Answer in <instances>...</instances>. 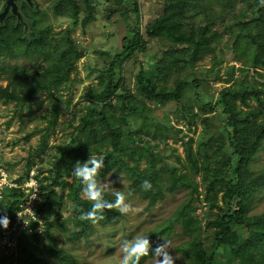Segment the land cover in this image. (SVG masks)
<instances>
[{"label":"rangeland","instance_id":"rangeland-1","mask_svg":"<svg viewBox=\"0 0 264 264\" xmlns=\"http://www.w3.org/2000/svg\"><path fill=\"white\" fill-rule=\"evenodd\" d=\"M59 1L47 0L46 15L43 18L26 20L28 23H24L25 28L23 27L21 33L29 37L32 31L45 34L50 28L51 37L58 39L64 31L70 30L77 51L82 53V57L74 63L73 69L59 88L52 89V95L45 91L39 92L29 103H4L0 100V165L7 169L12 178L25 176L29 161L34 162L32 168L36 171L38 168L44 170V177L49 175L50 168L59 160V147L71 142L76 135L80 119L87 112L88 103L84 96L88 88L97 87L102 71L111 58L121 52L123 39L130 37L127 23L131 26L137 25L148 42L146 52L128 59L122 65L120 72L122 87L132 94H136L134 84L140 66L151 67L170 47L166 40H150L145 34L146 26L160 15L165 0H122L121 5L106 0H91L94 19L85 26L77 25L74 28L70 20L53 14L52 9ZM75 1L77 4L84 3V0ZM133 2L136 3L137 13L132 12L135 8ZM226 2L209 1L210 10L214 14L211 18L213 29L219 32L221 42L215 47V55L206 56L195 64L193 70L185 71L189 80L195 79L200 84L199 89L186 92L187 105L195 106L196 97L202 103H214L218 93L236 81L248 82L257 90L264 89V70L252 67L253 49L250 42L241 39L237 49L233 48L235 36L238 32L241 33L240 28L238 30L234 27V22L240 19L248 21L250 12H246L248 9L240 0L230 1L233 7L229 6L230 2L227 4ZM125 11H128L127 21L124 17ZM221 17L225 19L222 20ZM17 22L18 20L15 21L16 26ZM29 25L34 26L33 30H30ZM28 28L30 32L26 33ZM229 28L232 30L229 31ZM63 50L62 47L57 48L54 63L53 58L45 55L20 56L14 53L12 56H1L0 66L26 67L31 71L35 69L40 74L44 68L52 66V75L59 79L64 77ZM214 58L218 61L216 65ZM255 71L259 72V75L254 74ZM6 85L7 82L0 79V87ZM249 103L256 108L255 101L250 100ZM146 106L145 113L129 115L126 127L127 130H131L134 138H138L140 145L149 148L152 153V158L149 154L141 155L137 168L146 175L157 174L159 184L160 176L165 178L169 174H175L177 180L161 182V197L155 199L154 205L148 206L150 198L142 192V183L137 188L133 187V180L125 172L119 171L115 175L111 171L100 181L109 183L105 184L104 192L113 200L114 191H123L126 195L125 202L129 205L128 211L120 213L115 221L104 227L98 223L93 224L92 230L86 236L80 237L74 236L75 229L72 223L75 209L72 201L73 189H55L62 198L57 225L48 235L44 234L36 240L32 238L23 240L26 250L24 255L20 254V264H63L51 253L41 249L49 246L69 255L74 260L69 264H120L122 241L138 233L148 234L149 239H154L153 249L164 239L168 240L169 251L176 257L175 264H186L185 251L189 238L183 231L179 214L188 205L195 210L193 216L200 222L202 228L201 245L206 251L210 249L214 229L207 228L205 223L214 220L219 214L217 207L213 209L209 207L211 204L220 206L218 200L221 194H218L215 200L212 198L209 202L205 200L207 181L202 172V164L211 158L223 139L226 141L225 152L226 150L230 152L226 139L228 131L226 116L220 108L214 111L208 109L200 111L194 107L196 116L188 110L186 120L180 114H176L177 105L174 103L160 105L146 102ZM54 111L56 114L53 118ZM259 120L264 122V116ZM104 131L103 128L100 129L101 134ZM43 140L46 141V146L43 145ZM186 146L191 150L190 157H187ZM125 162L132 166L133 159L127 156ZM192 166L198 168V173L194 174ZM249 172L252 175L264 174V140L250 162ZM187 177L196 186L197 192L194 191L193 185L187 182ZM65 179L70 184L75 181L72 172L69 177L65 176ZM113 181L115 183H111ZM171 183L173 185H170ZM79 199L91 203L83 195L82 190L79 192ZM89 206L83 203L80 209L84 211L90 208ZM259 215H264V187L253 194L249 204L248 216ZM250 244V239L242 241L245 247H249ZM223 254L224 251L220 250V255ZM142 258L140 264H156L152 252ZM237 258L238 255L234 261Z\"/></svg>","mask_w":264,"mask_h":264},{"label":"trees","instance_id":"trees-1","mask_svg":"<svg viewBox=\"0 0 264 264\" xmlns=\"http://www.w3.org/2000/svg\"><path fill=\"white\" fill-rule=\"evenodd\" d=\"M106 1L113 2L115 5L122 4V0ZM209 1H164L160 15L146 26L145 34L150 40H166L170 47L151 67L140 66L135 77L136 94L122 87L120 72L122 65L128 59L136 58L147 51L148 42L137 25L131 26L127 23L130 37L123 39L121 52L114 55L102 71L97 87L88 88L84 96L88 103L87 112L76 127L75 137L69 144L59 147V160L50 168L47 177H44L42 168L37 169L40 199L35 211L44 222L45 234L48 235L57 225L60 215L62 198L58 196L55 189H73L74 236H86L93 228V223L81 218L89 208L84 211L80 209L83 203L91 207L92 202L79 199L82 185L77 178L73 184L65 179V176H70L77 160L85 161L90 155L105 157L104 168L98 172V182L106 178L111 171L115 175L119 171L125 172L133 180V187L136 188L143 184L144 180L151 181L150 190H144L143 186L141 188L142 192L150 198L148 206L154 205L155 199L161 197V182L177 180L175 174H169L165 178L160 176L159 184L157 174L146 175L137 168L140 156L145 153L152 158V153L149 148L141 146L138 138H134L131 130H127L126 127H128L129 115L145 113L146 102L160 105L174 103L177 105L176 114H180L186 120L188 110L196 116L194 107L200 111L206 109L214 111L220 108L226 116L225 122L228 129L226 139L230 152L227 150L225 152L226 141L223 139L211 158L202 164V172L207 181L205 200L207 202L215 200L218 194H221L218 200L220 206L211 204L209 207L210 209L217 207L219 214L214 220L205 223L207 228L214 229L213 243L208 251L203 248L200 242L202 231L200 222L193 216L195 210L190 205L186 206L179 214L183 231L189 238L185 251L186 264H264V215L248 216L253 194L264 187V174L252 175L249 172L250 162L264 140V122L259 120L264 116V89L257 90L248 82L236 81L232 86L223 88L214 103H202L196 97L195 106L185 104L186 92L200 87L195 79L189 80L185 71L193 70L195 64L206 56L215 55V47L221 42L219 32L213 29L211 18L214 14L210 10ZM226 1L227 4L230 1L239 0ZM244 4L248 9L246 12H250V19L234 22V27L240 28L241 33L238 32L235 36L233 48L237 49L241 39L248 40L253 49L252 67L264 70V6H261L260 0H248ZM133 5L135 8L132 12L137 13L136 3L133 2ZM229 6L233 7L231 2ZM52 10L55 16L70 20L73 28L77 25L85 26L94 19V7L91 0H84L83 4H77L75 0H60ZM124 17L125 21L129 19L128 11L124 12ZM29 26L30 30H33L34 26ZM5 29L8 30V27L6 26ZM58 47L64 48L62 52L64 77L55 79L51 73L52 66L44 68L41 74L35 69L31 71L26 67L0 66V79L7 82L5 87H0V100L4 103H29L39 92L45 91L52 95V89L59 88L73 69L74 63L82 57V53L77 51L70 30L64 31L58 39L51 37L50 28L45 34L32 31L29 37L22 35L19 24L12 32L0 31V57L12 56L14 53L20 56L45 55L53 58L54 63ZM214 60L216 65L218 61L216 58ZM258 73L254 72L259 75ZM250 100L256 102V108L251 106ZM114 101L116 103H113ZM55 114L56 111L52 114L53 118ZM101 128L105 130L102 134ZM43 145L46 146L45 140ZM185 151L187 157H190L191 150L188 146L185 147ZM127 156L133 159L132 166L126 164ZM33 165V161L28 162L25 176ZM192 171L196 174L199 170L196 166H192ZM25 176L19 177L16 182L21 183ZM187 182L193 185L188 177ZM193 189L197 192L195 185ZM104 196L111 200L108 193L104 192ZM25 198L26 194L19 190L6 192L5 199L0 200V213L6 214L11 221ZM119 216L120 212L115 208L105 209L104 218L97 223L104 227ZM38 237L40 236H22L19 243L20 254L24 255L26 250L23 240L28 238L36 240ZM246 239L251 240L249 247L242 245V241ZM153 241L154 239L150 238L152 249ZM41 249L51 253L63 264L74 261L69 255L53 246ZM220 250L224 251L223 255H220ZM237 255L238 258L234 261ZM142 260L141 257L139 264Z\"/></svg>","mask_w":264,"mask_h":264},{"label":"clouds","instance_id":"clouds-1","mask_svg":"<svg viewBox=\"0 0 264 264\" xmlns=\"http://www.w3.org/2000/svg\"><path fill=\"white\" fill-rule=\"evenodd\" d=\"M261 6H264V0H260ZM104 156L92 155L85 161L77 160L72 168V175L77 178L82 185L83 195L92 202L91 207L82 214V219L95 224L102 220L105 209L116 208L121 214L128 211L129 205L125 202L126 195L123 191H114V199L109 200L104 196L105 184L98 182V172L104 168ZM122 182V178L119 176ZM115 183V181L111 182ZM152 183L149 180L143 181V189L150 190ZM10 220L6 214L0 213V227L7 229ZM169 241L165 240L158 244L154 249L150 244L148 234H136L130 239L122 241V256L120 264H139L140 258L147 255L151 250L156 259V264H175L176 257L169 251Z\"/></svg>","mask_w":264,"mask_h":264},{"label":"built area","instance_id":"built-area-1","mask_svg":"<svg viewBox=\"0 0 264 264\" xmlns=\"http://www.w3.org/2000/svg\"><path fill=\"white\" fill-rule=\"evenodd\" d=\"M17 179L12 178L7 169L0 165V200L5 199V193L10 190L26 194L7 229L0 227V264H20L21 237L45 234L44 222L35 211L40 199V182L36 169L32 168L21 183H17Z\"/></svg>","mask_w":264,"mask_h":264},{"label":"flooded vegetation","instance_id":"flooded-vegetation-1","mask_svg":"<svg viewBox=\"0 0 264 264\" xmlns=\"http://www.w3.org/2000/svg\"><path fill=\"white\" fill-rule=\"evenodd\" d=\"M47 0H0V18L4 13L2 21H0V31L12 32L15 21L21 26V31L26 20L32 18H43L46 15ZM28 23V22H26ZM6 26L8 30L5 29ZM30 30L26 31L29 33Z\"/></svg>","mask_w":264,"mask_h":264},{"label":"water","instance_id":"water-1","mask_svg":"<svg viewBox=\"0 0 264 264\" xmlns=\"http://www.w3.org/2000/svg\"><path fill=\"white\" fill-rule=\"evenodd\" d=\"M4 15H5V14L3 13V14H2V16H1V18H0V21H2V19H3Z\"/></svg>","mask_w":264,"mask_h":264}]
</instances>
